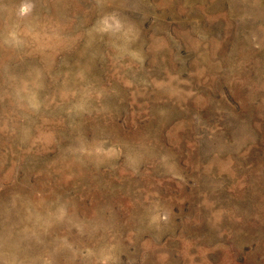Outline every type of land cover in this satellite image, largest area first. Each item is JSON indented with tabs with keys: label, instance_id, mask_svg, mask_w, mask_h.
Wrapping results in <instances>:
<instances>
[{
	"label": "rangeland",
	"instance_id": "1",
	"mask_svg": "<svg viewBox=\"0 0 264 264\" xmlns=\"http://www.w3.org/2000/svg\"><path fill=\"white\" fill-rule=\"evenodd\" d=\"M0 264H264V0H0Z\"/></svg>",
	"mask_w": 264,
	"mask_h": 264
}]
</instances>
